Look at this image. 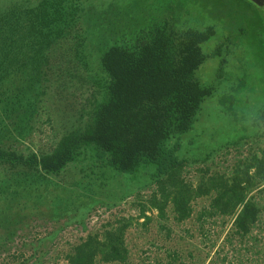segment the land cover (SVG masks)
Instances as JSON below:
<instances>
[{
	"label": "rangeland",
	"instance_id": "1",
	"mask_svg": "<svg viewBox=\"0 0 264 264\" xmlns=\"http://www.w3.org/2000/svg\"><path fill=\"white\" fill-rule=\"evenodd\" d=\"M117 2L114 38L165 19L179 27L215 30L201 45L206 59L195 72L200 84L213 92L175 152L185 159L183 183L195 188L203 176L230 178L252 157L259 158L264 151V13L247 0ZM84 6L97 9V0H84ZM90 33L85 34V68L70 62L58 46L50 51L35 129L26 139L6 145L25 155L49 153L62 135L88 123L91 105L96 98L102 102L103 89L96 81L100 74L95 59L101 38L97 31ZM88 165L68 166L59 177L0 166V186L29 179L66 190L63 196H52L56 204L51 208L43 203L25 210L19 200L0 208L9 209L0 214V264H66L64 256L72 246L126 220L128 258L121 264H264V193L259 192L264 185L249 194L260 209L259 219L252 233L241 238L233 234L231 218L201 217L209 208L208 198L192 200L190 218L184 222H175L170 204L160 217L151 206L152 196L159 197L151 182L153 166L138 175L107 170L102 176L100 168L92 175Z\"/></svg>",
	"mask_w": 264,
	"mask_h": 264
},
{
	"label": "trees",
	"instance_id": "2",
	"mask_svg": "<svg viewBox=\"0 0 264 264\" xmlns=\"http://www.w3.org/2000/svg\"><path fill=\"white\" fill-rule=\"evenodd\" d=\"M118 11L117 0H97V9L85 7L84 0H0V166L54 177L84 162L92 175L100 168L102 176L107 170L138 175L153 166L151 182L159 197L152 196L151 206L160 217L170 204L175 222H184L191 215L190 202L208 198L209 208L201 217L231 218L233 234L249 236L260 213L249 194L264 185V151L232 177L203 176L195 188L180 179L185 159L175 154L213 92L200 84L195 72L206 59L201 45L215 35L214 28L179 27L165 19L114 38L112 18L119 17ZM88 30L101 38L95 59L100 74L96 81L103 88L102 102L94 100L88 123L62 135L49 153L25 155L6 145L26 139L35 129L55 46L73 64L87 66ZM64 191L29 179L12 180L0 186V208L17 200L25 210L43 203L51 208L52 196ZM129 223L119 221L100 237L88 235L70 248L66 264L125 263Z\"/></svg>",
	"mask_w": 264,
	"mask_h": 264
},
{
	"label": "water",
	"instance_id": "3",
	"mask_svg": "<svg viewBox=\"0 0 264 264\" xmlns=\"http://www.w3.org/2000/svg\"><path fill=\"white\" fill-rule=\"evenodd\" d=\"M249 1L252 5L260 9L262 13H264V0H247Z\"/></svg>",
	"mask_w": 264,
	"mask_h": 264
}]
</instances>
